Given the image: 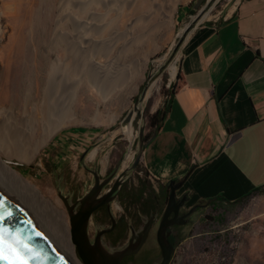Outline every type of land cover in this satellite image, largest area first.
<instances>
[{"label":"rangeland","instance_id":"obj_1","mask_svg":"<svg viewBox=\"0 0 264 264\" xmlns=\"http://www.w3.org/2000/svg\"><path fill=\"white\" fill-rule=\"evenodd\" d=\"M199 1L131 0L130 9L118 17L112 27L103 34L104 39L109 37L112 43L116 42L108 57L113 70L111 69L109 73H112L105 77L103 85L100 83L102 86L99 84L94 87L92 76L96 75H90L86 71L72 74L69 70L64 74L63 69L55 72L51 68L52 61L55 62L58 58L68 65L63 55L64 46L61 48L66 39L59 37L57 27L62 28L64 32L70 31L69 23L60 19L65 14L77 15L76 3L75 6H61V0H6L9 4L6 5L0 0L4 43L14 45L15 49L25 48L28 44L32 64L35 63L38 67L49 64V69L43 73V79L46 81L49 73H52L51 76L54 74L51 93L56 96L51 97L50 93L44 97V85L42 91L39 94L34 93L32 97L31 107L37 106L31 116L37 122V128L27 140L29 145L26 148L32 150L30 160H23L22 153L11 156L0 148L1 164L25 180L40 195L39 206H35L37 210L30 207L32 201L22 187L9 183L7 179H4V182L10 190L7 192L17 196L29 214L34 212V219L39 221L37 223H40L41 228L59 241L58 235L45 219L44 206L56 213L73 247L72 258L75 264L83 263L71 241L70 216L64 198L76 209L78 201L95 184L94 172H97L103 181L109 175L127 171L120 193L116 194L111 204V212L116 219L125 216L130 229L127 227L126 239L119 245L110 244L108 237L101 239L110 251L127 246L132 234L131 227L138 225L136 221H146H134L128 213L130 208L147 203L153 205L159 199L155 191L141 200L130 195L129 190H135L133 187L138 184L137 172L141 173L140 170L132 169L140 154L141 143L139 130H135L132 123L124 124V119L134 110L138 101L143 112L139 126L144 128V141V136L149 131L148 117L164 102L165 90L172 91V86L177 83L181 48L187 36L197 28L221 22L241 0H203L200 5ZM60 21L62 25H58ZM121 36L123 39L119 38ZM69 59L73 60V55H70ZM11 100L7 99L3 105L4 111L10 109ZM49 101L53 104L46 103ZM59 104L64 107L60 108ZM24 105V98H20L18 107L21 112L17 115L22 116ZM43 105L45 108L52 107L51 110L54 108L53 112L51 111L54 122L51 120V127L47 126L50 129L42 127ZM7 116V119L10 118ZM57 121L59 123L53 125ZM44 132H47L46 139L43 137ZM114 181L100 195H104ZM142 185L148 190L151 189L147 182ZM147 200L151 201L145 202ZM207 205V210L204 211L205 216H208L206 222L186 234L183 242L177 244L171 264H264V194L251 197L244 206H222L219 202ZM224 209L226 211L222 221L214 220ZM110 224V218L103 223L92 218L88 225L91 242H94L99 230ZM136 229L138 230L137 227ZM61 245L64 247L63 243Z\"/></svg>","mask_w":264,"mask_h":264},{"label":"crops","instance_id":"obj_2","mask_svg":"<svg viewBox=\"0 0 264 264\" xmlns=\"http://www.w3.org/2000/svg\"><path fill=\"white\" fill-rule=\"evenodd\" d=\"M140 167L130 195L155 191L162 204L173 181L188 207L264 189V0H241L187 36L170 111Z\"/></svg>","mask_w":264,"mask_h":264},{"label":"bare ground","instance_id":"obj_3","mask_svg":"<svg viewBox=\"0 0 264 264\" xmlns=\"http://www.w3.org/2000/svg\"><path fill=\"white\" fill-rule=\"evenodd\" d=\"M5 1L6 0H3V3L9 5ZM59 3H62V5L60 4L61 6L63 5L72 6L76 3L75 5L76 7L77 6L78 7H77V15L65 14V16L63 17L61 16L60 20L63 19L62 22L66 20V22L69 23L70 25L69 27L71 28L69 32L68 31L64 32L62 28L58 29L57 27V32L60 35L59 37L62 36L63 38L66 39V40L64 39L65 43L61 45V48L62 46H64L63 55L65 56L64 59H67L68 65L60 58L55 60V62L51 60L52 71L56 72L59 70L61 71V69H63L64 74L65 72H67V70L71 71L72 74H75L77 72L82 73V71H86L90 73V75L91 74L96 75L97 78L95 76H92L93 79L91 78L94 87L95 85L97 86L100 83H102L103 85V82L106 80L105 77L107 78L108 74L112 73V71L111 73H109L110 70L111 69L113 70L112 62L111 60L108 59V57L111 54L113 46H115L113 44L116 43V42L112 43L109 37L104 39L103 34L106 33L112 27V25L114 24V22L118 17H120L125 11L130 9L132 5L131 0H61V2ZM91 8H95L97 10L99 9V11H92ZM1 16H2V11L0 9V148L4 150V153H10L11 156L22 153L21 155L22 159L28 161L30 160L29 157L32 155L31 148H26L27 145H29L27 141L29 138L28 136L33 134V132H35L37 128V122L34 121L33 117L31 116V113L36 111L35 107L37 106L34 105L33 107L34 109L31 107L32 97L34 93L39 94V92L42 91V87L44 85H45L43 89L44 97L50 95V93L52 92L51 86H52V77H54V74L53 76H51L52 73H49L50 75L46 81L43 79V73L47 68L49 69V64L48 66L46 65L47 67L45 65L38 67L35 65V63L32 64L30 58L31 50L29 49L28 44L25 45V48L20 47L18 49H15L14 45L10 43H6V44L4 43L3 30L1 26L2 24ZM59 24L62 25L61 21L58 23V25ZM119 38H122V36ZM35 48L37 49L38 46H36ZM55 48L57 47L55 46ZM70 55H73V60L69 59ZM34 71H36L37 73H35ZM56 75H58V73H56ZM83 75L84 74H82V76ZM61 78H63V76ZM63 80L64 79H62L61 83H63ZM66 80L68 81V79ZM52 95L53 94L51 93L50 96L52 97ZM63 95H61V97ZM20 98H24L25 100L22 116L17 115L18 112H21L20 111L21 108L18 107V101ZM7 99H12L11 100L12 105L9 110L4 111L3 105L5 104ZM53 99L55 100L54 97ZM50 101L46 103L50 104ZM52 102L50 105L53 104ZM62 106L64 107V105L61 104L60 108ZM30 107L32 108L31 110ZM47 108H45L44 105L42 107L41 113L43 114L44 117L41 123L43 128L50 129L48 127L51 124L50 123L51 120L52 121L54 120L52 119V112H53L52 110L54 108L52 110H51L52 107L51 108L49 107L48 109ZM7 115H9L10 118L7 119L6 118ZM53 116H55V114ZM19 117L22 118L20 119ZM57 123L59 122L57 121L53 125H56ZM44 133H45L44 136L43 134L42 136L45 137L46 139L47 132ZM45 139L43 138V140ZM4 179L9 180V183L11 184H15L16 186L22 187L25 190L27 196H29L30 200L32 201L30 207L37 210L35 206H39L38 200H40V195L34 189H32L25 180L18 177L14 172H12L6 166L2 165L0 160V189H2L5 192L10 191L8 189V184L4 182ZM8 194L16 201L21 203L20 199L17 196L12 195L11 192H9ZM44 207L46 211L45 219H47V222L49 223L50 227L58 235L60 242L49 236L48 232L44 231L41 228L40 223H37L38 220L34 219L35 216L34 212L31 211L29 214V211H27L25 208L24 209L26 211V215L28 216V218L42 233L45 241L52 247V249L58 252L59 254H61V256H63V258H65L70 264H75L72 258V253L74 252L73 247L69 242V237L67 235L66 229L64 228L62 222L60 221V218L56 215V213L53 210L47 208L46 206ZM39 209L41 208L39 207ZM61 243L64 244V247L61 245Z\"/></svg>","mask_w":264,"mask_h":264},{"label":"water","instance_id":"obj_4","mask_svg":"<svg viewBox=\"0 0 264 264\" xmlns=\"http://www.w3.org/2000/svg\"><path fill=\"white\" fill-rule=\"evenodd\" d=\"M203 0L199 1V5ZM144 94L141 97V101ZM143 118V112L139 107V102L135 103L134 110L131 111L124 119V124L132 123L135 130L140 133V154L134 162L132 169H137L141 153L145 146L143 141L144 128L140 127V121ZM240 137V134H235L232 141ZM127 171L118 175L112 174L107 179L101 181L97 172H94L95 184L92 189L78 202L80 208L74 211L75 206H70L64 198V202L70 216V234L71 241L76 247V251L83 264H121L122 259L135 253L141 248L146 240L150 222L147 224L136 244L129 243L126 247L114 251H109L102 243V234L108 230H103L98 233L96 239L92 243L88 234V225L93 213L106 203L114 201L116 194L124 183V177ZM115 183L112 188L104 195H100L103 188L110 183L112 179ZM178 186L171 185L167 198L168 204L165 210L164 217L157 231V241L162 251V261L159 264H170L174 253V245L168 239L167 230L177 224L179 209L184 205V200L178 202L177 198ZM62 196V195H61ZM174 214V218L170 219V215ZM0 217L5 219L2 221L4 234L7 237L9 231L13 238L19 242L21 252H25L24 245L30 249L26 254V258L30 259V264H70L61 254L52 249L45 241L42 233L33 224L26 215V211L21 203L13 199L7 192L0 189ZM0 264H5V261L0 260Z\"/></svg>","mask_w":264,"mask_h":264},{"label":"flooded vegetation","instance_id":"obj_5","mask_svg":"<svg viewBox=\"0 0 264 264\" xmlns=\"http://www.w3.org/2000/svg\"><path fill=\"white\" fill-rule=\"evenodd\" d=\"M112 181H114V179H112ZM114 183L115 181L113 182V184ZM108 185H106L103 188V190H105V188ZM103 190H102V194H103ZM167 198L168 197L166 196L163 204L160 202L159 199H157L153 205L147 203V204H142L141 206L138 207L130 208L128 213L131 215L134 221L136 219L138 220L144 219L146 221L143 222L142 220H140V222L136 221L138 225L135 224L136 226H133V228L131 227L132 234L128 239L129 243L136 244L138 242L140 235L142 234L143 230L145 229V227L149 222H150V228L148 230L146 240L141 246V248L138 249L135 253L125 256L122 259L121 264H159L162 261V251L157 241V231L159 229L160 223L164 217L165 210L167 208V204H168ZM177 198H178V202L184 200V205H182L181 208L179 209L177 224H174L167 230L169 234L168 239L174 245V251L176 250L177 244L183 242V240L185 239L184 236L186 234H189L196 227L204 224L207 220L206 217H208L205 216L204 214V211L207 210V206H208L207 204L200 203L198 205L188 207L186 196H181ZM67 202H69L68 199ZM111 204L112 202L102 205L93 213L91 219L93 218L96 222H100V223L105 222L108 218L111 219V224L106 228H102L98 232H101L103 230H108L102 234V238L108 237L109 243L112 244L113 246H116L119 245L120 242L126 239L125 231L127 230V227L129 229L130 227L127 221H125V216L123 217L121 216L118 219L112 216ZM79 208H80V204L77 205L75 212L78 211ZM169 218L170 219L174 218V214L172 213ZM136 227L138 228V230H140V232L136 229ZM158 253H160V255H158ZM159 256H161L160 259Z\"/></svg>","mask_w":264,"mask_h":264},{"label":"trees","instance_id":"obj_6","mask_svg":"<svg viewBox=\"0 0 264 264\" xmlns=\"http://www.w3.org/2000/svg\"><path fill=\"white\" fill-rule=\"evenodd\" d=\"M176 89H177V83H175L173 86H172V91H167L165 90V94H164V102L162 103L161 106H159L157 108V110L151 114L149 117H148V123H147V127L149 129L148 133L144 136V143L145 144H148L152 141V139L157 135V133L161 130L162 126H163V123L170 111V108H171V103H172V98L174 97L175 93H176ZM140 165V163H139ZM138 165V168L137 170H140L141 171V168L140 166ZM145 175L147 176V173H145ZM176 184V181H173L170 185H175ZM257 194H264V189L263 190H256L255 192H253L252 194L246 196L245 198L237 201V202H234V203H229V202H226L225 200H219L218 198L216 199H213V200H209L208 202H206L207 204H211V203H215V202H219L222 206H232L234 204H242L243 206L245 205V203L253 196L257 195ZM169 195V190L167 191V197ZM134 204V203H133ZM225 209L223 211H221V214L220 216L214 218V220H218V221H222L223 219V216H224V213H225ZM222 217V218H221Z\"/></svg>","mask_w":264,"mask_h":264},{"label":"snow or ice","instance_id":"obj_7","mask_svg":"<svg viewBox=\"0 0 264 264\" xmlns=\"http://www.w3.org/2000/svg\"><path fill=\"white\" fill-rule=\"evenodd\" d=\"M4 219L0 217V260L5 261V264H30V259L26 258L30 249L24 245L25 252H21L19 242L13 238L12 233L9 231L8 236H5L2 223Z\"/></svg>","mask_w":264,"mask_h":264}]
</instances>
